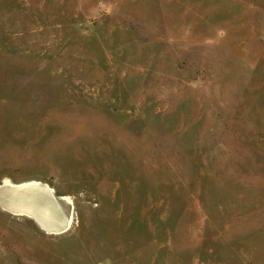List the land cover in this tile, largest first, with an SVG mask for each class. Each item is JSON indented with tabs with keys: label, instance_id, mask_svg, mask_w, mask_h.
<instances>
[{
	"label": "rangeland",
	"instance_id": "obj_1",
	"mask_svg": "<svg viewBox=\"0 0 264 264\" xmlns=\"http://www.w3.org/2000/svg\"><path fill=\"white\" fill-rule=\"evenodd\" d=\"M6 179L0 264H264V0H0Z\"/></svg>",
	"mask_w": 264,
	"mask_h": 264
},
{
	"label": "crops",
	"instance_id": "obj_2",
	"mask_svg": "<svg viewBox=\"0 0 264 264\" xmlns=\"http://www.w3.org/2000/svg\"><path fill=\"white\" fill-rule=\"evenodd\" d=\"M33 196L32 188H15L2 185L0 186V207L6 213L22 219L32 216L41 222L43 228L63 232L69 221L66 213L57 207L45 206L43 208L35 204Z\"/></svg>",
	"mask_w": 264,
	"mask_h": 264
},
{
	"label": "bare ground",
	"instance_id": "obj_3",
	"mask_svg": "<svg viewBox=\"0 0 264 264\" xmlns=\"http://www.w3.org/2000/svg\"><path fill=\"white\" fill-rule=\"evenodd\" d=\"M33 184H34V185L41 186L39 183L34 182V181H33ZM5 185L8 186V187H11V186L16 187V186H17V185H15V184H13L9 179H6V181H5ZM26 185H28V184H26ZM41 187L44 188V189H46V190H48V191L52 194V188H50V187H48V186H46V185H45V186H41ZM10 189H12V188H10ZM65 199H66V197H65ZM69 221H70V219H69ZM69 225H70V223L67 225L65 231L68 230Z\"/></svg>",
	"mask_w": 264,
	"mask_h": 264
}]
</instances>
